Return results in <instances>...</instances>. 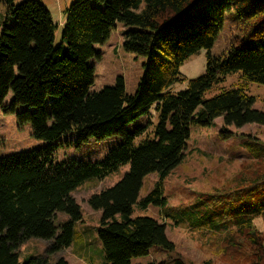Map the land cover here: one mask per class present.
<instances>
[{
	"label": "trees",
	"instance_id": "16d2710c",
	"mask_svg": "<svg viewBox=\"0 0 264 264\" xmlns=\"http://www.w3.org/2000/svg\"><path fill=\"white\" fill-rule=\"evenodd\" d=\"M0 4L5 8L0 14V110L15 115L20 127L31 124L34 139L50 143L0 159V264H47L42 256L20 263L19 249L31 239L49 243V253L69 248L75 225L83 220L74 192L122 165H129L123 178L88 200L101 213L103 264H132L154 247L174 251L166 223L133 218L136 205L152 204L174 225L225 235L227 251L236 246L235 237L248 240L256 248L249 264H264L262 237L254 225L264 219V173L246 186L200 194L187 208L170 207L164 195V181L184 159L194 128L222 119L220 134L227 139L231 127H264V105L257 110L250 94L251 84L264 85V0H75L65 10L60 43L58 27L40 0ZM230 12L236 15L237 33L230 50L215 57L211 50ZM120 25L127 29L123 50L145 59L144 74L133 95L121 76L113 86L92 91L91 62L102 59L96 48ZM202 50L207 51L206 72L188 80L181 68ZM235 73L240 80L223 88ZM185 82L187 88L175 93L174 87ZM68 135L77 147L114 137L119 142L99 162H58L56 152ZM252 150L264 159V147ZM150 174L160 180L140 199ZM59 214L67 220L56 226ZM56 264L68 262L60 258ZM176 264L184 263L177 259Z\"/></svg>",
	"mask_w": 264,
	"mask_h": 264
},
{
	"label": "rangeland",
	"instance_id": "374dc122",
	"mask_svg": "<svg viewBox=\"0 0 264 264\" xmlns=\"http://www.w3.org/2000/svg\"><path fill=\"white\" fill-rule=\"evenodd\" d=\"M50 10L52 19L57 25L56 42H61V34L65 22V10L75 0H40ZM5 13V8L0 4V14ZM14 22L10 19L9 24ZM238 21L234 12L226 14L225 25L221 31L211 54L219 57L230 50L232 37L237 33ZM126 27L120 25L112 33L111 39L103 46H97V51L102 53L100 61L93 60L95 66V82L92 91H99L105 86H113L118 77H123L127 93L133 95L144 74L145 59L126 53L123 50V39ZM207 51L202 50L187 60L181 68V73L188 79H196L206 72ZM240 74L235 73L227 77L223 88H230L237 83ZM187 88V82L177 84L175 93ZM214 90L211 95L218 93ZM250 94L255 97V108L263 110L264 85L251 84ZM12 100L9 95L5 103ZM222 119L208 128H194L185 157L182 162L170 173L164 181V195L170 207L187 208L193 205L200 194L213 193L216 190H226L229 187L245 186L264 173V159L259 160L252 155L253 150L264 147V127L246 125L240 129L231 127L232 136L224 139L221 134ZM73 135L61 139L55 159L64 161L76 159L90 162L103 160L110 149L118 142L114 137L104 141L91 140L82 147H77L70 141ZM50 144L47 141L36 140L32 136L31 124L23 127L18 125L15 115H5L0 110V159L11 155L40 149ZM129 171V165H122L113 173L104 178H92L85 181L74 192V198L81 206L83 220L75 225L74 238L69 248L57 253H49L46 241L31 239L21 245L19 261L25 262L31 257H46L47 264H56L63 258L68 264H103L104 250L99 240L98 229L101 224V213L93 210L88 200L91 195L107 189L117 182ZM246 179V180H245ZM160 180L157 174H150L144 179L140 191V199L144 198ZM245 180V182H244ZM152 217L167 224V237L174 245V251H167L154 247L149 254L136 258L132 264H176L177 259L184 264H249L254 261L253 248L248 240L235 237L234 247L228 248V237L225 235H211L206 228L194 229L185 225H174L161 215L158 206L150 205L142 208L134 207L133 218ZM67 220L65 214H59L55 220L56 226ZM258 234L262 237L264 249V219L258 218L254 222Z\"/></svg>",
	"mask_w": 264,
	"mask_h": 264
}]
</instances>
